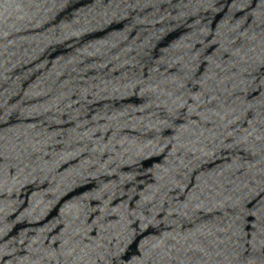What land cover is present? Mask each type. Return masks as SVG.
<instances>
[{
    "label": "water",
    "instance_id": "1",
    "mask_svg": "<svg viewBox=\"0 0 264 264\" xmlns=\"http://www.w3.org/2000/svg\"><path fill=\"white\" fill-rule=\"evenodd\" d=\"M0 264H264V0H0Z\"/></svg>",
    "mask_w": 264,
    "mask_h": 264
}]
</instances>
